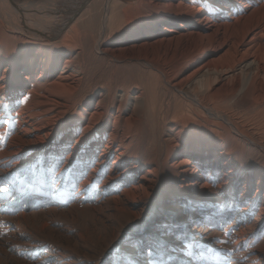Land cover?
Returning a JSON list of instances; mask_svg holds the SVG:
<instances>
[{
  "label": "bare ground",
  "instance_id": "obj_1",
  "mask_svg": "<svg viewBox=\"0 0 264 264\" xmlns=\"http://www.w3.org/2000/svg\"><path fill=\"white\" fill-rule=\"evenodd\" d=\"M60 3L0 0V218L15 228L12 243L28 253L22 229H32L82 252L81 234L42 220L72 218L80 207L12 215L35 200L58 205L60 195L61 203L86 200L83 209L106 227L131 223L111 264H264V142L205 104L226 94L264 100V0ZM117 64L145 67L147 78L227 126L204 133L169 121L151 140L139 112L144 84L113 77ZM152 194L166 200L146 218L141 202ZM11 247L0 239V261L33 264Z\"/></svg>",
  "mask_w": 264,
  "mask_h": 264
},
{
  "label": "rangeland",
  "instance_id": "obj_2",
  "mask_svg": "<svg viewBox=\"0 0 264 264\" xmlns=\"http://www.w3.org/2000/svg\"><path fill=\"white\" fill-rule=\"evenodd\" d=\"M82 1L83 0H61L60 7H68L73 9ZM210 59L219 61L220 55H211ZM117 65L122 67H119L116 70H112L113 77H119L125 80L127 78H132L133 80L137 78V81L144 84L143 87L141 86V91L144 94V100L141 102L139 112L141 117L142 130L144 131L143 133L149 138L151 137V140L157 142V139L155 137L159 133H163V131H166L167 125H169V121H171L172 124H178L179 127L184 128V130H186V128H192L193 125H198L199 127H201V130L204 129V133H207L209 130H211L210 128H213V126L216 124L227 126L225 122L218 121L214 118L212 119V117L204 109L196 110L189 107L184 101L185 99H181V97H179L181 96L179 92L177 93L176 91H171L172 89L170 88V86L163 84L162 81L159 80V78L157 79L156 76L147 78L149 73H146L147 71L145 67H132L129 70L121 64ZM98 67V65L96 66V64H92L90 67V72H99L100 69ZM186 69L189 70V72L193 70L191 66L187 67ZM166 71L172 76L176 73L174 71L171 72L168 68L166 69ZM214 82L215 80L212 79L209 84L213 86ZM196 93H198L199 97L201 98H203L205 95L203 91ZM209 102L228 113L233 121L240 126H238L239 128H242L243 130L248 129L249 132L252 131L257 133L264 142V100L260 99V101H249L247 103L242 98V96H240V94H226L216 101L206 99L205 104H208ZM188 113L192 115H189ZM187 114L188 116H186ZM197 120L201 123H198ZM210 124H212V126ZM253 146L257 148L256 145ZM258 151L264 152L261 148H258ZM17 184V186L21 188H26V185H28L27 181H20ZM35 188H38L37 185H35ZM59 196H56L57 200L60 201L58 205H55L53 207H38L37 201L35 200L34 202L29 204L23 203L22 209H20V211H17L15 214L12 213V215L16 216L22 211L38 212L43 208L45 210L49 208H56L57 210L61 211L68 210L70 209V207H80L79 210L81 211L72 218L56 216L53 219L54 221H50L49 219L42 220L46 223L44 224L46 228H56L57 230H62V233H64V229L70 230L66 234L67 236H73V234L78 233L81 234L82 237L86 239V245L81 247L82 252H71L68 249L63 248L62 246L56 245V243H53L51 240L44 239L37 232H33L32 229H22V235L27 241L31 240L30 242L32 243L33 247V249L28 253H23L21 251L22 248L19 245L17 246L16 244L12 243L13 241H11L10 233L14 231L15 228L11 226L9 221L4 220L3 218H0V234L1 232L4 234H1L3 235V237H1L0 235V239L2 238L7 240V242L10 244V247H14H11V249H15L14 251H16V253H14V255L17 258L33 264H111L113 262H118L117 260H114L116 258L115 255L127 242L130 241V239H128L130 237L126 235V229H128V227H132L131 223L126 221V225H117L118 223L116 221H111V223L106 222V224H108L106 227L105 225H102L99 220L95 219L88 211H85L83 209L87 205L91 206L86 200H82L81 203L78 202L76 204L66 201V203L64 202V204L61 203L63 202V200L61 199V196ZM148 200H151V202H148ZM165 200L166 198L163 197L162 194H152L150 198L143 199L141 203L147 205L148 210L150 209V213L146 218H150L152 216H155L156 214L158 215L161 208L165 204ZM29 221L31 223V220ZM145 228L146 225L142 227L140 234L144 233ZM8 257L12 259L10 255H8ZM11 262L13 261H9V263H6L5 260H2L0 261V264H10ZM151 262L153 264V262H157V259H152ZM132 263L135 264V262ZM12 264H17V262H14Z\"/></svg>",
  "mask_w": 264,
  "mask_h": 264
}]
</instances>
